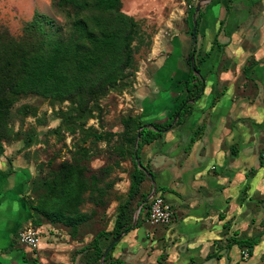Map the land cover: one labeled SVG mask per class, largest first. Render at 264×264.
Returning a JSON list of instances; mask_svg holds the SVG:
<instances>
[{"label": "crops", "instance_id": "1", "mask_svg": "<svg viewBox=\"0 0 264 264\" xmlns=\"http://www.w3.org/2000/svg\"><path fill=\"white\" fill-rule=\"evenodd\" d=\"M203 14L196 58L202 59L204 92L182 125L164 132L141 152L157 187L166 189L160 194L173 208L170 223L161 225L167 227L163 236L170 246L164 258L166 264H246L259 250L261 257L255 264H264V230L260 227L264 222V0H213ZM187 31L165 45L167 65L154 77L167 79L169 87L187 77L185 61L191 48ZM169 87L155 99L163 101L162 105L156 110L149 107V121L162 119L172 110L174 90ZM201 125L202 134L185 150L193 130ZM251 148L254 160L248 166L242 160ZM19 173L23 176L25 170ZM3 201L9 203V212L2 209ZM3 201L0 264H31L25 261L24 251L8 249L12 235L19 234L30 213L21 202ZM53 230L48 225L38 232L50 237L56 235ZM131 232L125 236L134 239L141 231ZM233 237L256 240L251 255L243 256L246 247L229 246ZM148 238L153 240V235ZM120 242L113 253L118 254ZM209 255L213 258L208 259ZM56 257L61 260V254Z\"/></svg>", "mask_w": 264, "mask_h": 264}, {"label": "rangeland", "instance_id": "2", "mask_svg": "<svg viewBox=\"0 0 264 264\" xmlns=\"http://www.w3.org/2000/svg\"><path fill=\"white\" fill-rule=\"evenodd\" d=\"M212 1L122 0L123 11L139 23L143 40L133 43L134 63L130 70L129 85L120 91H110L101 98L98 102L100 110L92 118L67 121L73 114L69 102L50 103L36 96H23L16 100L11 108L10 118V127L15 137L13 141L4 144V156L0 159V167L7 171L10 162L14 174L0 178V202L10 199L21 202V207L26 206L28 209L26 202L35 201L43 193L42 179L58 169L63 162L79 161L97 176L98 182L94 193L89 195L88 192L85 202L79 207V213L85 219L77 226L75 233L70 228L43 220L40 227L50 225L54 229L52 232L56 233L48 237L43 232H38L40 227L33 226L28 215L20 232L28 228L36 230L37 247L32 249L20 242L17 234L12 235V244L8 249L24 251L27 255L25 261L31 264H88L91 255L86 248L94 235L112 229L118 208L127 197L133 164L122 136L123 121L129 116H147L143 121L150 122L152 117L147 114L149 107L154 106L156 110L162 105L163 101L161 103V100L155 99L169 87L167 79H154L156 73L167 65L165 45L172 44L177 36L190 27L197 5L201 6L205 16V10ZM55 2L56 0H0V27L18 37L35 14H43L63 25L65 17ZM169 88L175 89L172 86ZM147 98L151 99L152 104ZM93 133L104 134V139L95 140ZM250 139L249 137L248 140ZM186 148L188 145L185 150ZM253 153L254 148L249 149L242 162L248 166L253 163ZM142 163L150 168L145 161ZM24 170L23 176L17 174ZM85 174L88 177L89 173ZM153 184L157 191L159 187L155 180H148L143 183V193L149 191L150 195ZM1 206L9 212L8 202L3 201ZM138 209L139 207L133 213L132 222L136 219V223L139 217L140 212L136 215ZM147 213V210L142 212L139 218L141 227L131 232L141 231L140 235L136 234L134 239L133 235L125 236L120 242L122 247L118 254L113 253L114 257L118 255L125 264H166L164 256L170 246L163 235L167 227L148 222ZM260 227L264 230V222ZM253 233L257 235V232ZM150 234L153 235L151 241L148 240ZM72 244L76 246L72 247ZM56 254H61V260L58 261ZM260 257L258 250L246 264H255ZM238 264L245 263L238 261Z\"/></svg>", "mask_w": 264, "mask_h": 264}, {"label": "trees", "instance_id": "3", "mask_svg": "<svg viewBox=\"0 0 264 264\" xmlns=\"http://www.w3.org/2000/svg\"><path fill=\"white\" fill-rule=\"evenodd\" d=\"M55 5L65 17L63 25L43 14H35L18 37L0 27V159L4 156V144L15 137L10 118L11 108L18 98L36 96L50 103L69 102L73 114L67 121H85L100 110L101 98L129 85L134 63L133 43L141 42L143 33L139 23L123 11L122 0H56ZM201 16L202 11L197 6L187 31L191 40L185 61L187 77L171 91L172 110L162 119L147 123L143 121L147 116H129L123 121L122 136L133 164L127 197L118 208L112 229L94 235L86 248L91 255L88 264H101V260L102 264H125L112 253L125 235L141 226L139 218L144 210L148 212L150 200L142 206L134 226L133 213L149 195V191L143 193V183L154 180L150 168L141 161L142 149L164 132L182 125L192 114L194 102L204 92L205 78L200 74L202 59L196 58ZM203 129L201 125L192 132L188 146L200 137ZM92 136L103 140L105 135L93 133ZM135 158L140 159L141 169ZM8 164L7 171L0 167V178L14 174L11 163ZM85 173H89L88 177ZM97 182V176L79 161L61 163L42 179L43 193L35 201L26 202L31 224L40 227L46 220L75 233L85 219L79 207L88 192L89 195L94 193ZM161 190L166 189L159 188L156 193ZM256 244L253 239L234 237L228 243L246 247L248 255Z\"/></svg>", "mask_w": 264, "mask_h": 264}, {"label": "built area", "instance_id": "4", "mask_svg": "<svg viewBox=\"0 0 264 264\" xmlns=\"http://www.w3.org/2000/svg\"><path fill=\"white\" fill-rule=\"evenodd\" d=\"M264 158V154L262 155ZM173 217L172 205L165 201L164 197L160 193L150 199V207L147 214V221L153 225H166L169 224ZM20 242L26 243L32 249L37 247V232L33 228H28L19 233ZM243 256L246 258L248 252H243Z\"/></svg>", "mask_w": 264, "mask_h": 264}, {"label": "water", "instance_id": "5", "mask_svg": "<svg viewBox=\"0 0 264 264\" xmlns=\"http://www.w3.org/2000/svg\"><path fill=\"white\" fill-rule=\"evenodd\" d=\"M199 7V6H198ZM135 162H136V164H137V166H138V168H142L143 166L141 165V162H140V159H138V158H135ZM149 178H150V176H149V174L147 175ZM152 180V179H151ZM153 183V182H152ZM155 193H156V188H155V185L153 184V189H152V192L150 193V195L148 196V197H146V199L141 203V205L139 206V209L137 210V213H136V215H138V213L140 212V210H141V208H142V206L143 205H145L154 195H155ZM135 220L136 219H134V222H133V226L135 225ZM101 264H102V260H101Z\"/></svg>", "mask_w": 264, "mask_h": 264}]
</instances>
